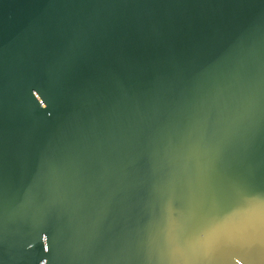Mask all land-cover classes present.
I'll use <instances>...</instances> for the list:
<instances>
[{
    "label": "water",
    "instance_id": "obj_1",
    "mask_svg": "<svg viewBox=\"0 0 264 264\" xmlns=\"http://www.w3.org/2000/svg\"><path fill=\"white\" fill-rule=\"evenodd\" d=\"M0 264H264V0H0Z\"/></svg>",
    "mask_w": 264,
    "mask_h": 264
}]
</instances>
